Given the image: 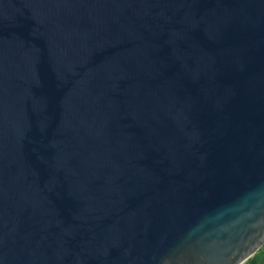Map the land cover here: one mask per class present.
<instances>
[{"label":"water","instance_id":"95a60500","mask_svg":"<svg viewBox=\"0 0 264 264\" xmlns=\"http://www.w3.org/2000/svg\"><path fill=\"white\" fill-rule=\"evenodd\" d=\"M263 246L264 0H0V264Z\"/></svg>","mask_w":264,"mask_h":264},{"label":"trees","instance_id":"16d2710c","mask_svg":"<svg viewBox=\"0 0 264 264\" xmlns=\"http://www.w3.org/2000/svg\"><path fill=\"white\" fill-rule=\"evenodd\" d=\"M244 264H264V250L262 248Z\"/></svg>","mask_w":264,"mask_h":264},{"label":"crops","instance_id":"0c3cea01","mask_svg":"<svg viewBox=\"0 0 264 264\" xmlns=\"http://www.w3.org/2000/svg\"><path fill=\"white\" fill-rule=\"evenodd\" d=\"M262 250H264V246L262 247Z\"/></svg>","mask_w":264,"mask_h":264}]
</instances>
